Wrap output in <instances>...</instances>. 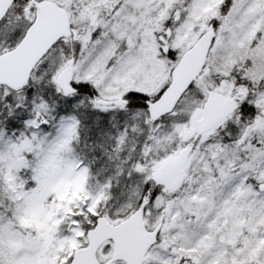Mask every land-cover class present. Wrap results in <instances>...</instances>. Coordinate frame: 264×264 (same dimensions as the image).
I'll list each match as a JSON object with an SVG mask.
<instances>
[{
  "label": "snow or ice",
  "instance_id": "6c2138e0",
  "mask_svg": "<svg viewBox=\"0 0 264 264\" xmlns=\"http://www.w3.org/2000/svg\"><path fill=\"white\" fill-rule=\"evenodd\" d=\"M0 264H264V0H0Z\"/></svg>",
  "mask_w": 264,
  "mask_h": 264
}]
</instances>
